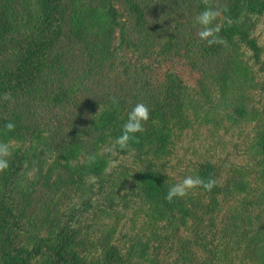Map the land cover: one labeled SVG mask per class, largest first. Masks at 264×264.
I'll list each match as a JSON object with an SVG mask.
<instances>
[{
	"label": "trees",
	"instance_id": "16d2710c",
	"mask_svg": "<svg viewBox=\"0 0 264 264\" xmlns=\"http://www.w3.org/2000/svg\"><path fill=\"white\" fill-rule=\"evenodd\" d=\"M209 4L225 44L197 35L203 0H0V142L12 152L0 264H264V108L248 57L262 53L264 0ZM137 103L150 109L144 132L111 151ZM195 127L248 129V161L207 160L191 176L217 186L170 203L169 158Z\"/></svg>",
	"mask_w": 264,
	"mask_h": 264
},
{
	"label": "rangeland",
	"instance_id": "374dc122",
	"mask_svg": "<svg viewBox=\"0 0 264 264\" xmlns=\"http://www.w3.org/2000/svg\"><path fill=\"white\" fill-rule=\"evenodd\" d=\"M257 11L254 14L255 25L252 36L257 39L262 53L258 61L253 58L252 52H248V57L252 58L251 64L256 71L258 84L252 92V104L256 108H264V10L261 11L262 13H259V10ZM117 55L121 56L119 61L131 58L130 54L123 53L121 50L117 52ZM248 139H250L248 129L242 131V134L236 128L228 132L222 131L218 135H213V131L207 127L187 129L179 136L178 142L173 146V151L169 158L170 167L168 172L173 180L179 183L185 177L191 176L190 170L205 163L207 160L218 164L233 163L237 166L245 165L248 158L243 150ZM30 176H32V173L29 174ZM227 206L228 204H224V208H227ZM125 220L123 219L118 224V230L123 226Z\"/></svg>",
	"mask_w": 264,
	"mask_h": 264
},
{
	"label": "clouds",
	"instance_id": "9594fccd",
	"mask_svg": "<svg viewBox=\"0 0 264 264\" xmlns=\"http://www.w3.org/2000/svg\"><path fill=\"white\" fill-rule=\"evenodd\" d=\"M203 3L207 7L194 17V26L199 25L197 35L201 40L206 41L209 46L225 44V40L219 35L221 32V25L214 24V22L221 16L220 10L213 8L209 4V0H203ZM2 99L4 101H11V94L5 93ZM110 99L114 105H118L119 101L115 96ZM149 118L150 109L148 106L144 103H137L128 113L127 121L123 125L122 134L116 138L110 150L115 151L117 147L121 150H129L131 143L137 140L136 134L144 132V125ZM4 127L8 132H11L14 131L15 124L8 122ZM11 155L10 144L0 142V173L9 168V158ZM89 160L94 161L95 156H90ZM108 165L111 168H115L118 166V162L115 160H109ZM217 183V180L214 178H208L205 180L199 176H187L181 182L174 184L168 189L165 199L171 203L177 198H186L190 192L197 188H203L205 191L210 192L217 186Z\"/></svg>",
	"mask_w": 264,
	"mask_h": 264
}]
</instances>
